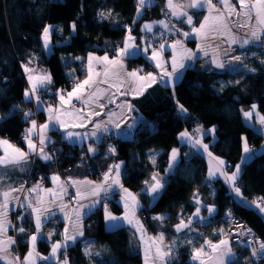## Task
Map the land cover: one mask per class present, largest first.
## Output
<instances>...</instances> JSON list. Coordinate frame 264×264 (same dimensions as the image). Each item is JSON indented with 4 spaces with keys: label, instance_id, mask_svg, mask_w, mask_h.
<instances>
[{
    "label": "trees",
    "instance_id": "16d2710c",
    "mask_svg": "<svg viewBox=\"0 0 264 264\" xmlns=\"http://www.w3.org/2000/svg\"><path fill=\"white\" fill-rule=\"evenodd\" d=\"M100 12H105L106 16L102 18ZM136 13L137 0H0V116L4 117L0 119V138L25 147L23 136L29 122H26L23 113L32 108L31 103L24 100L28 87L24 72L26 64L32 67L38 64L50 72L52 84L43 92V98L58 100L61 94L66 95L85 78L86 72L81 67L88 54H115L123 46L128 28H131L132 34L140 36L143 22L163 17L164 0H156L140 17ZM73 23L75 30L71 27ZM48 25L53 26L55 31L51 37L52 53L47 57L42 47V37L43 29ZM258 52L262 62L254 59L250 65L254 71L232 75L227 71L203 68L199 62L185 72L173 90L160 85L151 88L135 103L153 125L154 131L148 126H140L133 140L116 142L117 157L96 162L89 159L81 172L77 166L79 160L90 158L88 153H84L85 145H69L59 133H53L56 138L54 152L58 155L56 164L62 177L88 175L99 178L102 168L137 144L145 154L144 162L136 168L126 163L123 184L137 194L143 203L139 214L147 233H164L173 245L171 264H198L192 260V249L199 235L212 234L209 226L200 227L196 237L191 239L193 243L186 244L189 243L190 233L181 235L174 229L181 218L187 219L195 212L194 197H200L207 206L217 207L213 226L226 230L227 220L233 216L245 221L264 242L262 215L253 207L235 200L221 181H208L205 158L179 143L181 132L215 128L217 141L211 146V151L226 162H232L234 167L241 163L242 138L247 137L248 144L254 150L260 149L264 137L246 125L243 119V112L253 105H257L264 116V51L260 47ZM128 66H144L151 72L155 70L142 57L129 59ZM17 105L20 110L15 111L14 106ZM179 105L187 109L185 115L179 112ZM38 117L39 121L44 118L42 114ZM103 147L104 143H100L99 157L102 156ZM177 148H180L182 155L180 164L167 179L161 195L150 204L149 196L142 191L145 181H149L154 173H167L170 154ZM151 155H154L155 163ZM50 171L52 173V162ZM239 183L243 199L247 202L264 197V153L244 166ZM110 202L113 204L110 210L121 215L122 208L115 200ZM229 212L231 216L227 215ZM161 213L167 214L162 224L151 218ZM91 220L94 223L86 226L84 240L94 241L95 250H99L100 255L95 257L94 253L87 258L84 243L79 241L64 251L71 264H143V257L129 229L122 227L107 231L103 209L97 210L87 222ZM24 225L31 230L30 225ZM17 238V249L23 257L28 246L21 237ZM235 247L238 264H264V260L254 262L246 250ZM49 251L48 243L39 244L41 254L47 255Z\"/></svg>",
    "mask_w": 264,
    "mask_h": 264
},
{
    "label": "snow or ice",
    "instance_id": "6c2138e0",
    "mask_svg": "<svg viewBox=\"0 0 264 264\" xmlns=\"http://www.w3.org/2000/svg\"><path fill=\"white\" fill-rule=\"evenodd\" d=\"M239 10H237L236 5L231 3V0H166L165 12L166 15H170L175 17L177 20L182 23L187 24L190 27V32H183L182 35L184 38H187L189 35H195L200 41L201 44L197 51L207 56L209 53L207 49L212 46V42L216 41L218 38H226L229 45H234L239 43L240 47H245L249 44H257L260 47H264V0H254V2H249V0H238ZM151 6V0H137V17L141 15V11ZM187 9L196 10L195 13L189 14ZM201 10H206L207 15L202 17V22L199 26H195L193 22V15L199 13ZM99 15L104 18L106 16L105 12H100ZM253 16L255 17V24L253 25L252 20ZM233 17L236 19L233 20ZM161 26L164 28H169V25L165 21L159 22ZM72 29L75 30L76 25L73 23L71 25ZM144 30L146 32H151L153 29L152 24H145ZM233 28L237 29H247L245 31L243 37H238L234 32ZM51 25L46 26L43 29V41L44 47L47 48L49 44V38L51 34ZM131 28H128L129 35L125 40L123 46L119 49L118 55L115 59H109L107 55L103 57H95L89 55L87 58V78L82 82H78L74 85V88L71 92H68L67 99H65V95H60V106L61 108H55L51 105L47 107L48 122L37 125V122L34 119H31L32 113L30 111H26L23 113L26 122L31 124L30 128L25 130L23 139L28 146V151H24L19 147L13 145L9 140L5 138H0V261H4L5 264H36V259L43 260H52L55 261V264H60L59 256L60 250L66 249L68 247V242H74L78 235H83V232L79 228L80 218H81V209L84 207L89 208L91 210L97 204L100 203V200H92L88 205H81L80 208L76 209V227L74 230L69 233V230L66 228L64 230L63 240L59 242H54L51 247V256L40 257L39 253L36 252V245L38 241V237L43 238L42 228L44 226V221L42 220V213L48 211L46 208L34 207L33 204H40L41 199H37L35 202L32 200H21L19 196L15 195L16 193L24 192L25 189L23 185L20 187H14L12 185H5V180L8 176L7 169H15L16 167L21 166L23 163H26L28 157L32 154H36L40 156L41 159L48 161L52 159V156L45 152V145L49 142L48 137L46 136V130H50V125L54 126L55 131L64 130L65 138L68 140H72L73 137H79L78 133L68 131L69 127H84L85 124L83 121L88 120L91 121V117L93 115L99 116L100 112L88 111L84 112V109L81 108L79 113L76 114V119L81 121V123H69L62 117L65 115H72L70 112H62L61 109L65 104L71 102L72 98L75 97L77 100H81L82 104L88 106L89 109L92 108L93 105L103 108L105 105L99 103V100L103 98L105 94L108 93V89L116 88L117 92L120 91V87L125 83L131 85L128 89H126L122 95H127L129 92L139 95L142 94L145 82H147V86H151V84L157 82V76L152 73H147L145 75H140L143 72V69H137L131 72L125 70V66L123 63L124 58L129 55H136L137 52L131 51L132 49H136V44L134 43L135 38L131 36ZM177 32L180 30L177 29ZM223 39H221V43ZM221 43H216L214 45L213 55L211 59V63L215 65L216 68H224L225 63H231L232 61H225L220 58L219 49L221 47ZM170 47L172 48L173 55L171 61V71H168L164 65L167 61H161V53L163 51L164 45H160V50L152 49V53L150 59L155 61V67L161 69V73L159 74V78L162 82L167 85H171L173 88L175 87V80L177 77V72L180 69H185L187 66L184 61H195L197 59L196 52H193L191 49H187L183 41L180 39L175 40L171 43ZM230 49H225V54L228 53ZM139 51V50H137ZM145 53L149 51L146 47L143 49ZM179 54V55H178ZM232 60L237 63H243L240 56L232 57ZM93 61H96L98 64H103L104 72L103 77L97 79L101 76L100 72H97L93 68ZM29 64L31 61L28 62ZM250 71H254V69H249ZM24 71L30 72L31 69L27 66H24ZM35 79H39L41 84L45 82L51 83V75L45 73L43 76L35 77ZM29 83L31 85L30 88L26 89L24 92L25 100L32 101L33 99L37 103V105L41 104L40 98L36 95L37 85L34 83V77L32 75L28 76ZM238 83V81H237ZM102 84H107L108 88H102ZM87 89H92L91 92L86 93ZM63 90H61V93ZM115 93H112L108 102L112 103L113 97ZM178 103V102H177ZM118 107L125 109L127 111H132L131 104L127 105H118ZM253 110H255L256 106H252ZM14 110L18 111L19 106H14ZM179 112L187 113V109L183 105H179ZM244 117L248 120H251L254 111L244 112ZM117 114L115 112L108 115V119L106 121L97 122L94 124V127L90 130L89 133H86L84 137H79L81 141L88 137H95L97 141L100 140V136L98 133L108 134L111 132V125L115 129H120L121 123L125 122L123 117L120 121H114L113 117ZM4 117L0 116V119ZM261 126V134H264V116H259L258 120ZM58 126V127H55ZM135 131V124L128 125V132L126 135H130ZM197 132L200 129L196 130ZM210 134L215 133V128H211L208 130ZM36 134L38 139V144L33 142L32 136ZM180 138L182 140L194 141L193 146H199L207 152L208 156L211 157V152H208V145L202 143V138L194 139L193 134H190L188 131H184L180 133ZM243 140V152L247 157L251 152V149L248 145L247 137L242 138ZM95 147L93 145L88 146V151L95 153ZM109 152L115 153V149L109 147ZM179 153L176 149H173L170 154V164L169 171H172L177 162H178ZM152 162L155 163V158L151 157ZM215 159V158H214ZM244 161L242 160L241 163ZM224 161L220 160L219 165H224ZM120 164H114L112 168L109 169L107 173L104 175V183L94 185L91 190L88 192V195L93 197L100 196L101 192L107 196L108 192L111 190L113 185L120 187L124 193L122 199L124 200L125 207V215L123 217L114 216L111 211L108 210L107 205H104L105 219L109 222H115L117 220L127 221L128 224L132 225L136 228L137 232L140 233V239L144 240V228L143 225L140 224L139 220L135 219V211L134 208L130 211L129 199L133 202V205L137 204L136 197L133 196L126 188H123V185L120 184ZM113 169H115L114 178L112 179V184L105 188V184L109 181L110 177H113ZM219 172L220 175L225 176L226 180L230 183V186L235 193L236 197L241 198L242 202L247 203L243 200L242 192L240 187L236 184V180L238 179L241 168L240 165L235 166V171L228 175L226 172L222 171L219 166L215 171L212 169L209 170V178H214L216 172ZM54 183L60 182V177L55 175L51 177ZM167 181L164 180L163 177H160L158 173H154L151 176L150 181H145L146 184V194L153 195V198H156V194H158L164 187V184ZM72 185H80V184H91L90 181H70ZM40 185H36L34 188L30 189L29 192H35ZM58 187L60 192H54L51 189L46 190L51 196L59 197L62 196L64 192H66L67 188L63 183H58ZM77 200L84 199V194L81 193L79 187H77L76 192ZM195 203L200 205V200L194 197ZM15 202L21 208H29L31 211L28 213L30 217L34 219V232L28 235L22 236V241L24 243H30L31 248L27 252L25 258L23 260L20 259L18 255H14L10 249L11 246L16 244L17 241L11 236H7V232L9 228L15 229L16 232L20 234L25 233L24 224H32L33 220L25 221V216L23 214L17 215V221L20 222L19 226L12 224L10 220H8V209L12 202ZM256 209L259 210L260 214L264 215V197L252 202ZM66 207L65 205H61V208ZM201 208L197 207L193 216L201 221L204 220V217L200 214ZM207 212L209 217L215 212L214 206H208ZM67 216V213H65ZM231 216V212L227 214ZM193 216H189L187 221L184 218L180 219V222L175 226L177 232L184 231L187 229L189 232L195 231V228L192 227ZM153 219L160 221L161 224L166 219L164 216H156ZM112 227H119L120 225L112 224ZM241 231L237 233V235H249L251 234V229H248L246 232L243 230V225H235ZM222 236H228L230 233H226L224 229H219ZM53 235L52 232L48 233L47 239H50ZM164 241V234L161 233L158 237L153 238V243L156 244L155 252L151 255V259L153 264H156L158 261L159 264H171V256H172V248L173 245H164L162 242ZM191 243V240L188 241ZM175 241H173V244ZM231 241L229 239H220L218 242L213 243L210 240H206L204 244L200 247H194L192 249V259L199 261V264H238L236 253L233 252ZM248 245L251 246V256L256 258L257 260H264V242H255L249 241ZM150 248L145 247V264H149L150 262ZM85 254L91 256L92 251L90 247H86ZM96 255H100L96 253ZM63 264H67V258L63 261Z\"/></svg>",
    "mask_w": 264,
    "mask_h": 264
},
{
    "label": "crops",
    "instance_id": "0c3cea01",
    "mask_svg": "<svg viewBox=\"0 0 264 264\" xmlns=\"http://www.w3.org/2000/svg\"><path fill=\"white\" fill-rule=\"evenodd\" d=\"M155 1L156 0H151V6H149V7H152L155 4ZM249 2H254V0H249ZM231 3L233 5H236L237 10H239L238 0H231ZM149 7H146V8H149ZM165 7H166V0H164V14H163V17L161 19L152 20V21H145L141 24L140 36H136V35L131 33V36L135 38L134 43L137 46L136 49H132L131 51L137 52V54L134 56L129 55L128 57L124 58V60H123L126 71L131 72V71H134L137 69H143V72H141L140 75H145V74H147V72H146L147 70L144 68V66H137L135 68H129V66H128V60L129 59L136 58V57H142L152 67H154L155 70L153 72H150V71L149 72L152 73L153 75L157 76V82L156 83L151 84V86L149 87V86H147V82H145L144 90H143L142 94H139V95L133 94L131 92H129V94H127V95H122L121 93H123L126 89L131 87V85H129L127 83H125L124 85H122L120 87L119 92H117L116 88H110V89H108V93L105 94L103 96V98L99 100V103L105 105L103 108H99V107L93 105L92 108L89 109L88 106H85L82 104L81 100H77L75 97H73L71 102L68 104H65L63 106V108L61 109L62 112L72 113V115H70V116L65 115L62 117L63 119H65L69 123H81V121L76 119V114L79 113L81 108L84 109L85 113H87L90 110L93 112H100L101 113V115H99V116L93 115L91 117L90 122L88 120L83 121V123L85 124L84 127H69L68 128V131L78 133L79 137H84V135L86 133H89L90 130L94 127L95 123L106 121L108 119V115L113 113V112H115L117 114L116 116L113 117L114 121H120L122 117L125 121V122L121 123L120 129H115L111 125H109V127L111 128V132L108 134L98 133V135L101 137L99 141H97L95 137H88V138L83 139V141H81V139L79 137H73V139L70 141V140L65 138V133H64L63 129H61L60 131H55L54 126L50 125V130H46V133H45L46 136L48 137V140H49V142H47L45 145V152L50 154L52 156V159L45 161V160L41 159L40 156H38L36 154H32L28 157V160L26 163H23L21 166L16 167L15 169H7L6 170L8 172V176L5 180V185H12L14 187H20L21 185H23V187L25 189L24 192L16 193L15 195L19 196L21 200H25L27 198L28 200H32L33 202H35L37 199H41L42 202L40 204L34 203L33 206L46 208L48 210V211H45L42 213V220L44 221V226H43L41 231H42L43 238L38 237V241H37V245H36V252L39 253L40 257L51 256L52 244L54 242H59V241L63 240L64 230L67 228L69 230V233H71L74 230V228L76 227V211L75 210L80 208L81 205H88L94 199L100 200V203L97 204L91 210H89V208H87V207H84L81 209V218H80L79 228L83 232V235H78L74 242L69 241L68 247L66 249L74 247L79 241H83L84 251H85L86 247H90L91 251H92V255L95 253L93 256L99 257V255H96V253H99V250H97V249L95 250L94 241L84 240L85 229H86L85 223L91 217V215H93L97 210H99V209L104 210V205H107V208L109 209L108 203L112 200H115L116 204L122 208V211H123L122 214L124 213V206L120 202V200H121L120 194L123 193V191L120 187L113 185L111 190L108 192L107 196H105V194L103 192H101L100 196L93 197L91 195H88V192L91 190V188L94 185L104 183L103 178H104L105 173H107L109 171V169L112 168V166L114 164H120L121 165V167L119 169V171H120L119 180H120V184L123 185V188H125V186L123 184V179H124V175L126 172V170H125L126 163H128L130 167L136 168L140 163H143L144 159H145V154L138 149V145L135 144L131 149L125 151L121 155L120 158H118V159L115 158L113 161L118 160L117 163L113 164V161H111L106 167L102 168L99 178H93V177L88 176V175H85V176L66 175L65 177H62V175L60 173V175H58L60 177V182H58V183H63L66 186L67 190H66V192H64L62 194V196H59L57 198V197L51 196L46 191L48 189H51L54 192H57V193L60 192V189L58 187V183H54L51 179V177L55 176L56 174H53L50 171V163L53 161L54 149L56 148V145H54L56 138L53 135V133H59L61 136V139L63 141H65L66 143H68L69 145H72V146H83V145H86L90 142H95V143L100 144V143H102V141L106 137L109 138L110 142H108L105 145V147L103 148L102 156L99 157V154L101 151L95 150V153L88 152V156L90 158L85 159V161L83 158H81L79 160L77 166L79 168V172H81L84 170V168L82 166L85 163H89V159H92L94 162H96L98 160L103 161L106 158L117 157L118 149L116 146V144H117L116 142L119 140L120 141L133 140L134 135L140 126H148L151 129V131H154L153 125L147 121V119L145 118V115L143 114L140 106L137 105L135 103V101L141 99L151 88L155 87L156 85H160L162 88L168 89V90L174 89L171 85L166 86V84L160 80L159 74L161 73V69L156 68L155 67V61L150 59L152 49H154L152 47L153 46L152 44L155 41L163 40L165 37H175V40H177V39L182 40L184 46L187 49H191L193 52H196L197 59L195 61H189V60L184 61V63L186 64L187 67L185 69H180L177 72L178 78L175 80V86L181 81L185 72L188 69L196 66L199 62L201 63V66L203 68L214 69V70H217L220 72L227 71L228 73H230L232 75H240L243 72L250 71L249 70V69H251L250 65L253 63L254 59L256 61L262 62L261 55L258 52V49H260L259 45L249 44V45L242 48V47H240L239 43L234 44V45H229L226 38H218L216 41L212 42V46H210L207 49L209 54L207 56H204L203 53L197 51V49L199 48V46L201 44V41L195 35H189L187 38H184L182 35L183 32H190V27L187 24L182 23L181 21L177 20L175 17H172L170 15H166ZM146 8H144L141 11V15L144 13V10ZM187 10L189 11V14H193L196 12V10H193V9H187ZM207 14L208 13L206 10H201L199 13L194 14L193 15L194 25L199 26V24L202 22V17L204 15H207ZM235 19L236 18L233 17V20H235ZM160 21L167 22V24L169 25V28H164L163 26H161L159 23ZM252 23H253V25L255 24V17L254 16H253ZM145 24H152L153 25V29L151 32H146L144 30L143 26ZM51 29L52 30H51V34H50V38H49V44H48L47 48L44 47V41H43V37H42V47H43L44 53L47 57L50 56L52 53L51 37H52L53 32L55 31V28L53 26H51ZM177 29H179L180 31L177 32L176 31ZM245 31H247V29L233 28V32L238 37H243ZM128 35H129V33L127 34L125 40L127 39ZM221 39H223L222 43H221ZM173 42H171V43H173ZM171 43L164 44V48H163V51H162L161 57H160V60L162 62L167 61V63L164 65V67L167 68L168 71H171V61H172V55H173L172 48L170 47ZM216 43H221V47L219 49L220 58L222 60H225V61H232L231 63H225V67L222 69L216 68L215 65H213L211 63L214 45ZM146 47L149 49V51L147 53H145L143 51V49ZM225 49H230L227 54H225V52H224ZM137 50H139V51H137ZM157 50L159 51L160 48H158ZM118 51L115 54H105V55H107L110 60L115 59L118 55ZM89 55H92L95 57L105 56V55H97V54L91 53L85 57L84 61L82 62V65H86V76L84 79H86L87 75H88V73H87V58ZM234 56H240L243 63H237L236 61L232 60V57H234ZM28 67L30 68L31 66L29 65ZM104 67L105 66L103 64H98L96 61H93L94 70L97 72H100V74H101V76L97 79H100L103 77ZM30 69H32V67ZM45 73L50 74V72L47 69H41V70H38L32 74V76L34 77V83L37 85L36 94L39 92L47 91L52 84V77H51V83L45 82L44 84H41L39 79H35V77L43 76ZM83 80H81L80 82H82ZM30 87H31V85H30L29 80H28L27 89ZM101 87L102 88H108V85L102 84ZM91 91H92V89H87L85 94H87L88 92H91ZM112 93H115V96L113 97L114 102L109 103L108 98ZM59 98H58L57 105H55L53 107L61 108ZM65 99H67V95H65ZM24 100H25V98H24ZM25 101L30 102L33 106L32 109L29 110L32 113L31 119H34L37 122V124L41 123V125L48 122L49 113L47 112V107L50 104H49L47 99H45V98L40 99V101L42 103L39 105H37V103L35 102L34 99L32 101H28V100H25ZM127 104H131L132 111H127L126 108L122 109V108L118 107V105H127ZM255 106H257V105H255ZM247 111H254V115H253L251 120H248L244 117V114H243V119H244L246 125H248L249 127L256 130L259 134H261V131H260L261 126H260L258 120H259V116H263V114L259 111L258 106L255 108V110H253V108L251 107L248 110H245L244 112H247ZM39 114L43 115V117H44L43 120L39 121V117H38ZM181 114L185 115L186 113H181ZM253 121L255 123L254 126H253V124H251V123H253ZM129 124H135V131L132 132L130 135H126V133L128 132V125ZM30 127H31V124L29 123L28 128H30ZM55 127H58V126H55ZM208 130H205V131L200 130L198 132V135L197 136L193 135V137H194V139L202 138V143L208 145V152H211V154H212L211 157H209L207 152H204V150L202 148H200L199 146H193L194 141L182 140L180 138V134H179L180 146L186 147L192 153L199 154L205 158V160L207 162V166H208V172H207V180L208 181H210V182L221 181L222 184L229 190V192L231 194H233L235 200H238L240 203L249 205V206L253 207L256 211L259 212V210L255 208L253 203H249V202H247V200L243 199L244 201L247 202V203H244V202H242L241 198L236 197L235 193L233 192V190L230 186V183L226 180L225 176L220 175L218 171L216 172V175L214 178H211V179L209 178L208 173H209L210 169L215 171L216 168L219 166V168L222 171L226 172L228 175H231L235 171V167L232 170H229L226 166V160L216 156L215 154H213V152L211 151V146L217 141L216 131L214 134H210ZM188 132L190 134H193L190 131H188ZM261 135L264 137V134H261ZM38 139H39V137L34 133L32 136L33 142L38 144ZM12 144L15 145L16 147H19L15 143H12ZM24 145H25V147H23V148L19 147V148L27 152L28 146L25 143V141H24ZM109 147H112L115 149L114 154L108 151ZM249 148L251 149V152L248 154L247 157L245 156V153L242 152L241 161L243 160L244 162L239 164L240 168H241V172H240V175H239L238 179L236 180V182L239 181L244 166L246 164H248L249 162H251L257 155L264 153V142H263L262 146L260 147V149H258V150H254L250 145H249ZM176 150L178 151L179 156H178V162H177L175 168L172 171H169V164L171 162L170 157H169V164H168L167 173L165 175L159 174V176L163 177L165 181H167V179L170 177V175H172L175 172V170L178 168V166L180 164L181 156H182L181 150H180V148H177ZM153 156L154 155H151L150 157H153ZM220 160L225 162L224 165H219ZM121 162H124V164H122ZM80 167H81V169H80ZM114 173H115V169H113V177L109 178V181L105 184V188H108V186L110 184H112V179L114 178ZM42 175L47 176V183L44 185H42L39 182V177ZM70 181H90L91 184L72 185L70 183ZM36 185H40L41 187L38 188L35 192H29V190L34 188ZM165 185H166V183L164 184V187H165ZM77 187H79L81 193L84 194V196H85L84 199H80L79 201L77 200V197H76ZM164 187H163V189H164ZM145 189H146V184L142 190L144 193H146ZM163 189L158 194H156L155 199L153 198V195L147 194L149 196L150 204H153L158 199V197L161 195ZM127 190L133 196L136 197V200L138 202L137 204L133 205V202L131 201V206L134 208V211H135V219L138 220L137 214L140 216L139 211L141 210V208H143V203L137 194L130 191L129 189H127ZM115 195H118V196L115 197ZM198 199L200 200V205L196 204V208L197 207L201 208L200 214L202 217H204V220L201 221V220L195 218L193 216V214L195 213L194 212L191 215V216H193L192 227L195 228V231L196 230L198 231V229L200 227L209 226L210 228H212L211 229L212 234H209L208 236L207 235H199L198 240L196 242L197 244L194 246L197 248L200 247L202 244H204V242L206 240H210L213 243H216L220 239H226L225 236H222L220 231H219V229H223V228H220L218 226L215 227L212 225L214 223L213 218L217 214V207L214 206L215 212L212 214L211 217H209V214L207 212L208 206L205 205L201 201L200 197H198ZM61 205H65L66 207H63V209H62ZM30 211H31V209H29V208L19 207L14 201L11 203V205L8 209L7 218H8V220H10L12 222V224L17 225V223L19 222V221H17V215H19V214H23L25 216V221L30 220V219L33 220L32 224L26 223V224L30 225L31 230H27L25 228L24 234H20V233L17 234L21 238L24 235H28V234H31L34 232V219H33V217H30L28 215V213ZM65 213H67V216L65 215ZM156 216L167 217V214L166 213L156 214V215L151 216V218L153 219V217H156ZM262 217L264 218V215H262ZM153 220H155V219H153ZM185 220L187 221V219H185ZM104 222H105V229H107L108 231L109 230L112 231L111 229H118V228H122V227L129 229L133 234V238H134L133 242L135 243L137 250L140 251V253L143 257V264H145V247L146 246L148 248H150V250H151L150 251V262H149V264H153L152 259H151V255L155 252V247H156V244L153 243V238L158 237L161 233H158L155 235L148 234L146 229H145V225H144L143 221H142V223H141V221H139L140 224L143 225V228L145 230L144 231V240L142 241L140 239V233L137 232L135 227H133L130 224H127L124 221H122L121 223H117V224H116V221L115 222H109L105 219V212H104ZM19 223H18L17 227L19 226ZM108 223L110 225H112L114 223V224L120 225V226L117 228H108V226H107ZM24 227H25V225H24ZM174 229L176 231L175 227H174ZM195 231H193V232L196 233ZM49 232H52L53 235L51 236L50 239H47ZM193 232H189L187 229H185L184 231H181V232L176 231V233L181 234V235L182 234L186 235L188 233L191 234ZM7 236H11L14 239H16L17 243L11 246L10 251L14 255H18L20 257V259L23 260L27 253L23 257L20 256L18 249H17V245H18L19 241H18V238L15 237V235H14L13 228L8 229ZM216 236H218V238L216 240H214V238ZM41 242H46L50 245V251L47 255H43L39 252V244ZM162 243L164 245L171 244V242L167 239L165 234H164V241ZM185 243L191 244L193 242H191V243L185 242ZM27 246H28V250H27V252H28L31 248V244L27 243ZM231 246H232L233 252L236 253L237 247H235V245H233V244H231ZM66 249L60 250V256H59L60 264H63L65 256L67 258V264H71L68 255L64 254L65 253L64 251ZM92 255L89 256V255L85 254V256L87 258L92 257ZM171 258H172V256H171ZM35 259H36V264H55V261H52V260H43V259H39V258H35ZM193 261L195 263L199 264V261H196V260H193ZM0 263L5 264L4 261H0ZM156 264H159V262L157 261Z\"/></svg>",
    "mask_w": 264,
    "mask_h": 264
},
{
    "label": "built area",
    "instance_id": "2783aa9c",
    "mask_svg": "<svg viewBox=\"0 0 264 264\" xmlns=\"http://www.w3.org/2000/svg\"><path fill=\"white\" fill-rule=\"evenodd\" d=\"M214 2H217V0H214ZM173 39H175V37H165L163 40H159V41H155L152 45L153 48L155 49H158L160 48V45L161 44H167V43H171L173 41ZM262 48V51H264L263 47ZM42 68V66H40ZM81 70L82 71H85V65H82L81 67ZM26 77V76H25ZM27 78V77H26ZM52 102L54 103V99H52ZM38 126L40 125L39 123L37 124ZM194 136H197L198 135V132L197 131H193L192 132ZM107 138V137H106ZM106 139H104L102 141V143L105 142ZM89 145H93L95 147V149L99 148V143H95V142H90L88 144H86L84 147V153H88V146ZM57 160H58V155L55 153L54 154V161L52 162V171L53 172H57L58 171V166H57ZM226 166L229 170H232L234 168V164L230 161H227L226 162ZM40 180L46 184L47 182V178H45L44 176H41ZM236 184L238 186H240V183L239 182H236ZM260 199V198H259ZM258 200V199H257ZM108 207L109 209H112L113 208V204L111 202L108 203ZM228 226H227V229L225 230L226 233H230V235L228 236H225L226 239H229L233 244V245H236L238 246L239 248L241 249H244L248 252L249 256H250V259L253 260L254 262H261L263 260H257L256 258L252 257L251 256V246L247 244V242L249 241H255L257 243L259 242H262L260 237L255 233V231H253V229L251 227H249V225L243 221L242 219H239V218H236V217H229L228 218ZM94 223V220H91V221H88L85 223V227L86 226H90V224ZM243 225V230L246 232L248 229H251V234L249 235H237V233L239 231H241L239 228H237L235 225ZM16 225V224H15ZM13 232H14V235L15 237H18V232L15 231V229H13ZM192 237L195 238L196 235L195 233L193 234L192 233Z\"/></svg>",
    "mask_w": 264,
    "mask_h": 264
},
{
    "label": "rangeland",
    "instance_id": "374dc122",
    "mask_svg": "<svg viewBox=\"0 0 264 264\" xmlns=\"http://www.w3.org/2000/svg\"><path fill=\"white\" fill-rule=\"evenodd\" d=\"M138 10V9H137ZM175 39H173V41H174ZM172 41V42H173ZM32 67V66H31ZM30 67V68H31ZM42 68L40 67V65H38V64H36V65H33V67H32V69H31V71L30 72H25V76L27 77V79H28V76L29 75H32L34 72H36V71H38V70H41ZM85 72H86V65H85ZM147 73H150L148 70L146 71ZM40 99H42L43 98V96H44V94H43V92H39V93H37L36 94ZM54 103L52 102V99L50 98V99H48V102H49V104L50 105H52V106H55V105H57V103H58V100H55L54 99ZM26 102V101H25ZM30 103V102H29ZM32 105V104H31ZM33 107V106H32ZM257 107V106H256ZM32 109V108H31ZM40 125H41V123H39ZM251 124H253V126L255 125V123H254V121H253V123H251ZM106 140H105V142H104V147H105V145L108 143V142H110L109 141V138L107 137V138H105ZM102 147V146H101ZM103 147V148H104ZM100 150H101V148H99ZM96 150L98 151V149L96 148ZM89 152V151H88ZM55 153V152H54ZM53 161H54V158H53ZM52 161V162H53ZM117 161L118 160H115V161H113V164L114 163H117ZM122 164H124V162H121ZM52 173L53 174H56V175H60V172H59V170L57 171V172H53L52 171ZM126 173V172H125ZM40 178H41V176H40ZM40 178H39V182L42 184V185H44V183L40 180ZM239 182V181H238ZM47 183V182H46ZM123 195H124V193H121L120 194V202L122 203V205L124 206V200L122 199V197H123ZM129 205H130V211H131V209L133 208L132 206H131V200L129 199ZM109 210V209H108ZM110 211V210H109ZM114 216H116V217H123V215H125V207H124V213L122 214V215H116V214H114L113 212H111ZM137 218H138V220L139 221H141V223H142V219H141V217L137 214ZM123 220H117L116 221V224L117 223H121ZM124 222H126L127 223V221H124ZM128 224V223H127ZM108 228H117V227H112L109 223H108ZM107 230V229H106ZM111 230H116V229H111ZM108 231V230H107ZM110 231V230H109ZM196 233L195 234H197L198 232H197V230L195 231ZM193 234H194V232H193ZM226 238V237H225ZM189 239L191 240V239H193V237H192V233L190 234V236H189Z\"/></svg>",
    "mask_w": 264,
    "mask_h": 264
}]
</instances>
